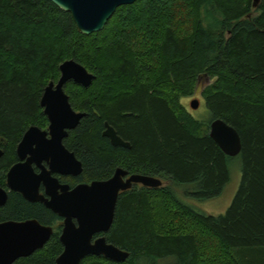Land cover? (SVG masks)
Wrapping results in <instances>:
<instances>
[{
    "label": "trees",
    "instance_id": "1",
    "mask_svg": "<svg viewBox=\"0 0 264 264\" xmlns=\"http://www.w3.org/2000/svg\"><path fill=\"white\" fill-rule=\"evenodd\" d=\"M253 2L136 0L85 35L49 0H0V184L22 132L47 121L43 89L71 58L94 75L88 87L64 85L72 108L86 113L65 138L83 166L72 182L106 179L116 167L165 181L119 193L105 236L129 253L124 261L87 255L80 264H264V0ZM200 80L209 122L224 120L241 140L240 182L217 215L193 202L221 193L233 157L181 103ZM104 122L130 147L113 146ZM2 216L59 219L14 192ZM58 230L13 264H56Z\"/></svg>",
    "mask_w": 264,
    "mask_h": 264
},
{
    "label": "water",
    "instance_id": "2",
    "mask_svg": "<svg viewBox=\"0 0 264 264\" xmlns=\"http://www.w3.org/2000/svg\"><path fill=\"white\" fill-rule=\"evenodd\" d=\"M61 10L70 13L76 29L85 35L100 31L120 5L131 4L136 0H49ZM258 0H254L256 5ZM56 82L49 81L40 97V106L48 119L50 139L46 131L37 126H29L16 147L19 161L13 164L6 174L8 189L17 191L29 201H40L51 211L62 217L59 240L62 251L56 256V264H80L87 255H101L113 261H124L129 253L108 242L105 233L112 226L119 193L128 190L132 184L146 187H159V177L130 173L121 167L115 168L106 179L79 183L72 188L61 184L51 172L77 175L81 163L74 154L62 145L67 130L73 129L85 112L75 111L70 105L64 85L73 82L88 87L94 75L75 61L66 59L58 66ZM199 100L192 98L190 107L196 109ZM102 135L114 146L129 148L107 122H104ZM208 135L227 156H236L241 149L237 130L220 118L211 119ZM35 145V147H33ZM46 160L49 169L40 165ZM41 167L35 173L32 163ZM42 181L50 198L38 193V183ZM6 199V191L0 187V204ZM53 233V227L41 224L36 219L6 221L0 223V264H12L20 257H26L42 248Z\"/></svg>",
    "mask_w": 264,
    "mask_h": 264
},
{
    "label": "rangeland",
    "instance_id": "3",
    "mask_svg": "<svg viewBox=\"0 0 264 264\" xmlns=\"http://www.w3.org/2000/svg\"><path fill=\"white\" fill-rule=\"evenodd\" d=\"M258 1L256 2L257 5ZM201 81V80H200ZM199 81V87L198 91L196 93H193L192 95L183 97L181 99V103L183 106L189 111L196 119L204 122L209 123L210 115L208 110L205 108L204 102L200 96L199 88L201 86L202 81ZM192 98H197L199 100V106L196 109H193L190 107V100ZM209 131V130H208ZM240 159L236 156H233V158L229 162V180L224 185L221 193L211 199L203 200V201H194L193 204L198 207V209H202L207 213L210 214H220L225 211V209L230 204L237 188L240 182ZM180 188H177V191ZM180 198L183 200H187V197L185 195L178 193Z\"/></svg>",
    "mask_w": 264,
    "mask_h": 264
},
{
    "label": "flooded vegetation",
    "instance_id": "4",
    "mask_svg": "<svg viewBox=\"0 0 264 264\" xmlns=\"http://www.w3.org/2000/svg\"><path fill=\"white\" fill-rule=\"evenodd\" d=\"M54 82H56V81H54ZM65 91V90H64ZM48 124H49V122H48V119H47V121L45 122V123H43V124H41V125H43V126H41V125H37V124H29L28 125V127L29 126H32V125H34V126H37L38 128H40V130L41 131H46V138L47 139H50V134L48 133L49 132V130H48ZM28 127L22 132V134H21V137L19 138V140H17V142H16V144L14 145V148H13V153H14V156H15V160L9 165V167L6 169V171H5V177H4V180H3V182H2V184H0V187L1 188H3L5 191H6V199H5V201L4 202H2L1 204H0V223H2V222H6V221H25V220H30V219H36V218H34V217H32V218H22V219H13V218H3V216H2V208L4 207V205L6 204V202H7V200H8V198H9V195L11 194V193H18V194H20L21 196H22V194L20 193V192H17V191H12V190H10V189H8V187H7V185H6V174H7V171H8V169L13 165V164H15V163H17L18 161H19V158H18V154L16 153V147H17V144L19 143V141L21 140V138H22V136H23V133L28 129ZM74 129V128H73ZM72 130V129H71ZM70 130H67V135L66 136H64L63 138H62V145L64 146V148L65 149H67L68 151H70V152H72L73 154H74V156L76 157V159L77 160H79L78 158H77V156H76V154H75V152L74 151H72V150H70L67 146H66V144H65V138H67V136H68V132H69ZM6 144H7V140H5L3 137H1L0 136V158L5 154V152H6V149H5V146H6ZM114 146V145H113ZM33 147H35V145H33ZM80 161V160H79ZM80 163H81V161H80ZM40 165L41 166H43L46 170L47 169H49V167H48V164H47V161L46 160H42L41 162H40ZM32 168H33V170H34V172L35 173H37V174H39L40 172H41V167L39 166V165H37L35 162H33L32 163ZM117 168V167H116ZM81 169H83V166H82V163H81ZM115 170V169H114ZM82 171V170H81ZM114 172V171H113ZM81 173V172H80ZM79 173V174H80ZM79 174H77V175H72V174H59V173H56V172H51V176L52 177H56L57 178V180H58V182L59 183H61V184H67L68 186H69V188H72V187H74L75 185H77V184H79V183H90L91 181H89V182H79V181H75V182H72L73 181V178L74 177H77ZM113 174V173H112ZM129 174H130V172H129ZM109 178V177H108ZM161 179V178H160ZM102 180V179H101ZM162 180V179H161ZM162 183L164 184L165 183V181L164 180H162ZM134 185H141V184H132V187L134 186ZM37 191H38V193L39 194H41L44 198H47V199H49L50 198V195L46 192V186H45V184L42 182V181H40L39 183H38V187H37ZM23 197V196H22ZM24 198V197H23ZM25 199V198H24ZM25 200H27V199H25ZM27 201H29V200H27ZM29 202H39V203H41L43 206H45L42 202H40V201H29ZM46 207V206H45ZM47 208V207H46ZM49 209V208H48ZM53 212V211H52ZM56 214V213H55ZM58 216V215H57ZM37 220V219H36ZM62 217H60L59 216V219L54 223V225H50V226H52L53 227V231L56 229V228H58L59 227V230L57 231L58 233H59V235H60V231H61V227H62ZM38 221V220H37ZM40 222V221H39ZM41 223V222H40ZM42 224V223H41ZM44 225H46V224H44ZM21 258V257H20ZM19 259V258H18ZM17 260V259H16ZM15 260V261H16ZM14 261V262H15ZM13 262V263H14ZM12 263V264H13Z\"/></svg>",
    "mask_w": 264,
    "mask_h": 264
}]
</instances>
